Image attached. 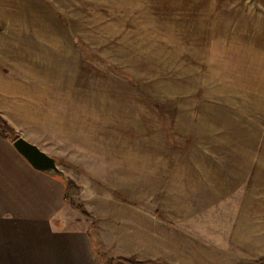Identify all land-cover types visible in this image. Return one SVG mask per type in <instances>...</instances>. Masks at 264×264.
<instances>
[{"label": "rangeland", "instance_id": "374dc122", "mask_svg": "<svg viewBox=\"0 0 264 264\" xmlns=\"http://www.w3.org/2000/svg\"><path fill=\"white\" fill-rule=\"evenodd\" d=\"M220 1L0 0V68L20 90L0 117L57 159L71 212L142 249L125 262L264 264V180L206 199L189 166L188 121L221 82L205 59Z\"/></svg>", "mask_w": 264, "mask_h": 264}, {"label": "crops", "instance_id": "0c3cea01", "mask_svg": "<svg viewBox=\"0 0 264 264\" xmlns=\"http://www.w3.org/2000/svg\"><path fill=\"white\" fill-rule=\"evenodd\" d=\"M215 24L210 28L220 32L207 38L205 59L218 63L212 77L221 82L205 90L200 117L188 121V159L197 189L211 183L204 197L225 199L264 180V0H221ZM4 71L0 114L8 118L13 108L4 103L19 101L20 90ZM13 141L0 126V264H132L123 259L140 258L141 248H113L71 212L64 181L34 168Z\"/></svg>", "mask_w": 264, "mask_h": 264}, {"label": "water", "instance_id": "95a60500", "mask_svg": "<svg viewBox=\"0 0 264 264\" xmlns=\"http://www.w3.org/2000/svg\"><path fill=\"white\" fill-rule=\"evenodd\" d=\"M13 144L34 168L65 179V174L59 168L57 159L40 148L36 143L29 141L23 136H19L14 139Z\"/></svg>", "mask_w": 264, "mask_h": 264}, {"label": "trees", "instance_id": "16d2710c", "mask_svg": "<svg viewBox=\"0 0 264 264\" xmlns=\"http://www.w3.org/2000/svg\"><path fill=\"white\" fill-rule=\"evenodd\" d=\"M0 125H1V127H2V131H3V133L6 135V136H10V137H12L13 139L15 138H17L18 136H16L15 134H14V131L12 130V128L8 125V123L3 119V118H1L0 117ZM65 180V189H67L70 185H73V181L71 180V179H69V178H66V179H64ZM64 201L65 202H69V203H71L72 204V202L69 200V198L66 196V194H64ZM78 208L81 210V212L84 214V215H86V216H88L87 215V213L83 210V209H81V206H78Z\"/></svg>", "mask_w": 264, "mask_h": 264}]
</instances>
